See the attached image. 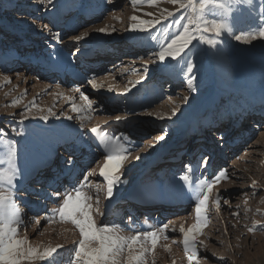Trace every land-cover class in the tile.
<instances>
[{"label": "rangeland", "instance_id": "rangeland-1", "mask_svg": "<svg viewBox=\"0 0 264 264\" xmlns=\"http://www.w3.org/2000/svg\"><path fill=\"white\" fill-rule=\"evenodd\" d=\"M165 8L173 11L175 16L164 19L161 13ZM232 9L226 18L233 23L234 32L240 29L255 31L264 25V0H240L239 3L233 0ZM149 12L154 15H146ZM133 15L143 20L159 17L160 23L151 33L131 32ZM181 15L182 12L167 0H157L154 6L144 0H138L136 5L132 0H54L52 4L47 0H0V33L6 34L1 38L7 41V48L0 42V60L13 49L14 61L27 62L31 67L25 66L14 72L6 67L0 70V158L6 159L9 145L15 146L13 159L19 173L15 196L27 225L21 227V236L27 235L30 241L41 236L42 240L51 241L54 236H60L64 240L63 247L58 249L55 264H69L75 247L73 242L80 239L79 231L70 222H61L58 215L50 220L45 217L50 210L59 207L63 192L71 191L87 171L101 161L104 147L97 135L90 132L92 128L100 129V135L105 139L119 137L121 146L135 148L125 161L123 183L114 189L110 200L102 198L106 183L105 186L102 184L99 193L94 186L85 189L93 196L94 205L95 196L101 197L99 208L105 215H96L97 223L103 220L119 224L124 229L121 234L129 236L136 230L169 226L163 233L169 239L162 235L155 253L147 257L148 264L153 261L155 264H189L183 237L171 223L179 216L169 214L182 208L189 211L190 204L196 206L201 182L211 180L221 170H227L229 179L216 184L209 196L208 221L198 237L196 264H264V130H253L248 143L240 137L247 130L246 121L252 118L264 120V40L245 44L226 33L216 48L196 44L190 58L197 65L196 76H204L205 82L203 98L194 100V94L187 88L184 60L161 72L152 55L179 30L174 20ZM205 16L209 21L225 18L218 9L206 11ZM238 17L245 23L235 24ZM100 28H106L109 34L98 32ZM56 33L60 34V42L53 38ZM83 33L88 36L79 42L73 39ZM152 35L156 36L155 40L150 38ZM208 38L215 39L210 33L205 34V39ZM146 64L147 77L137 84L144 76ZM40 70L46 74L38 79L41 86L34 81ZM93 77L100 79L96 89L87 82ZM171 79L176 82L165 83ZM69 81L82 85L80 93L92 101L91 106L83 108L76 103L82 110H72L73 99H78L80 93L77 95L73 91L76 84ZM64 84L72 85L65 97L51 89ZM43 85H50L49 89H41ZM173 109L176 115H172ZM44 115L49 116L47 121L41 118ZM82 116L88 117L86 125L80 122ZM236 116H240L233 131L237 135L229 139L227 133L232 127H227ZM117 117H120L119 121ZM200 125L205 128V135L198 143L194 161L198 160L197 163L202 165L213 153L211 162L206 167L201 166L199 173L187 180L178 182L173 178L182 176L167 174V181L160 185L158 169L166 166L170 173L190 163L193 153L190 156L188 151L198 138L196 132ZM178 129L187 138L182 147L184 151H174L180 153L174 161V156H168L170 151L166 144H176L178 140L174 138ZM212 131L221 136L209 139ZM161 135L165 139L157 140ZM77 145L84 151L78 164L73 161L72 167H68L77 153ZM63 151L66 157L60 162ZM137 156L139 160L135 159ZM94 157L98 159L91 161ZM47 164L51 168H44ZM177 164L179 168L172 169ZM6 167L0 164V168ZM33 168H44L43 172L47 173L55 169L57 174L50 192L41 194L39 206L35 202L39 194L30 185L38 183V179L31 180ZM133 176L137 177L133 179ZM89 180L92 185L93 180L99 184L93 175ZM146 189L151 193L148 204L162 203L150 214L145 211L140 197L135 198L137 203L133 207L127 199ZM55 193H61V196ZM218 194L222 197L219 208L215 204ZM180 203L185 206H173ZM188 211L180 212L189 218L192 212ZM144 215L150 220H144ZM35 217L41 219L37 224ZM156 220L160 226L155 225ZM47 226L50 230L46 232ZM172 228L176 231H171ZM40 262L36 264H48L47 261Z\"/></svg>", "mask_w": 264, "mask_h": 264}, {"label": "snow or ice", "instance_id": "snow-or-ice-1", "mask_svg": "<svg viewBox=\"0 0 264 264\" xmlns=\"http://www.w3.org/2000/svg\"><path fill=\"white\" fill-rule=\"evenodd\" d=\"M47 2L52 4L54 0H47ZM137 2L138 0H132L133 5H136ZM144 2L150 6L157 4V0H144ZM236 2L239 3L240 0H236ZM167 3L176 6V9L182 12L179 19L174 20V24L179 25V30L165 44H160L158 50L154 51L152 55L155 57V62L158 63L161 72L167 71L173 63L184 60V74L188 77L187 87L192 92L197 90L193 84V81L197 80V65L190 57L196 44H207L216 48L222 43L220 38L226 33L232 34L235 41L245 44H251L257 39L264 40V25L258 26L255 31L240 29L234 32L233 23L226 18L232 13L233 0H167ZM212 9L220 10L225 18L207 20L205 13ZM146 15L153 16L154 13L149 12ZM161 15L167 19L174 17L175 13L165 8ZM130 19L133 23L130 25L129 31L136 33H151L156 24L160 23L159 17L154 20H143L133 15ZM181 21H183L182 24ZM244 23L243 18L238 17L235 20V24ZM112 30L115 31L114 28ZM97 31L109 34L106 28H100ZM208 33L215 39H205V34ZM87 36L88 33H83L73 37V39L79 42ZM53 38L57 42L61 40L59 33H56ZM150 38L155 40L156 36L152 35ZM143 72L144 76L136 82L137 84L142 83L143 79L147 77V64L144 66ZM87 82L94 89L98 87L95 83V77ZM81 98L87 99V96ZM184 99L187 100L188 98L185 97ZM72 110L81 111L82 109L73 104ZM49 112L54 115L51 110ZM172 115H176L175 109H173ZM41 118L47 121L49 116L44 115ZM67 118L72 119L71 116ZM116 119L119 121L120 117ZM90 132L97 135L104 147L103 165L101 167L97 161V167L100 168L99 176L103 177L106 182L105 198L110 200L114 195V189L123 183L125 161L129 159L135 148L121 146L119 137L105 139L103 135H100L101 130L98 128H92ZM164 139V135L157 137L159 141ZM15 156V146L9 145L6 153L7 158H0V164L7 165L6 168H0V264H36L37 261L55 264L58 249L62 248L63 245L41 250L39 246H34L31 243L27 235L21 236V227L26 228L27 225L16 202L15 186L19 173L13 159ZM135 159L139 160L140 157L137 156ZM203 164L206 167L207 161L205 160ZM94 173L95 169L88 170L83 179L74 185L71 191H64L62 196L61 193H55L57 196H61L59 207L50 210V214L45 217L46 220H50L58 215L61 222H70L78 229L80 239L73 242L75 247L72 250V258L69 264H148L147 257L155 253L163 233L169 227L168 224L154 230H136L135 234L129 236L121 234L124 229L119 224H110L103 220L97 223L95 216L103 217L105 215L99 208V194L95 196L96 204L94 205L92 203L93 196L85 190L94 186L99 193L100 185H92L89 180V177ZM183 179L187 180L188 177L184 176ZM222 179H229L227 170H221L211 180L201 182L199 185L200 198L195 206L197 222L190 227L186 228L181 225L179 228V233L183 237L184 250L188 253L189 264H196L197 262L198 244L200 243L198 237L207 226L209 196L213 187ZM254 186L255 181L253 182ZM221 199L222 197L218 194L215 199L217 208L220 207ZM225 203L228 201L225 200ZM233 215L237 216L238 213H233ZM35 223H39V218ZM171 231L175 232L176 229L172 228ZM163 238L169 239L166 235H163ZM153 264H155L154 261Z\"/></svg>", "mask_w": 264, "mask_h": 264}, {"label": "bare ground", "instance_id": "bare-ground-1", "mask_svg": "<svg viewBox=\"0 0 264 264\" xmlns=\"http://www.w3.org/2000/svg\"><path fill=\"white\" fill-rule=\"evenodd\" d=\"M105 2H106V0H105ZM21 12H22V10H21ZM139 13H140V11H139ZM51 22L52 23H55V21H53V20H51ZM5 35L6 34H1L0 33V42L2 44L5 43L4 44V47L7 48V43H6L7 41L6 40H2V38H1L2 36H5ZM14 52H15V50H13V49L11 51L8 50V52H6V58L4 60H0V70H2L3 67H6L5 69L10 70V72H14V71L20 70L21 68H24L25 69V66H29L30 67V64H28L27 62L14 61V58H15ZM6 59H7V62H5ZM24 69H23V71H24ZM29 69H31V67ZM38 73H39V75L34 78V81H35L36 84H40V86H41L42 83L38 79H39V77L40 78H43V76H46V74H44V71H42V70H40ZM16 77L19 80V75H16ZM167 77H172V76L171 75H168ZM99 80H100L99 77H95V83H96V85H97V83H98ZM174 82H176V79L167 80L165 83L166 84L167 83L168 84L169 83L171 84V83H174ZM204 82H205L204 76L202 77V75H200V74L197 75V80L196 81H193V84H194V86L196 87L197 90L195 92H192L191 91L190 93L194 94V98H193L194 100H199V99H202L203 98L202 97L203 96V94H202L203 91L202 90H203V84H204ZM69 83L76 84L75 87L73 88V91L76 92L77 95H78L80 93V91H81L82 85L81 84H78L77 85V83H74L73 81H69ZM49 86L48 85H43L41 87V89H43V88L49 89ZM70 86H72V85H70V84H64V85H61L60 87L59 86H57V87H51V89H54V91L57 92L60 97H65L66 96L65 93L70 92ZM77 89H79V91H77ZM82 96H85V95L83 93H80L79 96H78V99H75V100L73 99V103L74 104L77 103L78 106L83 107V108L84 107H88L87 105H90L91 106L92 105V101L90 99H88V97H87V99H82L81 98ZM192 103H194L193 100H192ZM239 118H240V116H238V117L236 116V118L232 119L231 125L229 127H227V128L232 127V129L229 130V133H227V134L230 135L229 136V139H234L235 135H237V132L234 133L233 131L235 129V126H238ZM87 121H88V117L82 116V118L80 120V122H82V125L83 124L86 125ZM246 127H247V130H246L245 134L243 136H240V137H242V138L244 137L245 140H247V143H248V140L251 138V136L253 134V130H259V132H262V130H264V120L256 121L255 118H252V120L246 121ZM204 130H205V128L201 127V125L197 127V132L196 133L198 134V138H195L194 139V142L192 144V148L188 151L190 156H192V153H193L192 160L190 161L191 164L190 163L187 164V166H184V168H182V169L179 168V166L177 164L176 166H173L172 169H177V168H179V169L178 170H172V171H170V173H168V171L166 170L167 169V168H165L166 166H163V167H161L160 169L157 170L158 176H160V182L158 181L160 183V185H163L167 181V178H168L167 177V174H171L172 177L182 176V178L181 177L180 178H173V180L182 181V180H184L183 179L184 176L191 177L195 173H199V170L201 169V166H204V164L200 165V164L197 163L198 160L197 161L196 160L194 161V159H195V155L197 154V150H198L197 148L199 147L198 146V143L200 142V139L205 135V131ZM215 132H217V131H212L210 133V135L208 136L209 139H211V137L212 138L215 137L216 139H218L221 136V133H217V135H216ZM197 134H195L193 137H195ZM186 138H187L186 135L184 133H181L180 130L178 129L176 131L175 138H174V139L178 140L176 142V144L174 146L172 144L170 145L169 143L166 144V148L168 149V151H170V154L168 156H174V158H173L174 161H176V159H177L175 156H179L180 155V153H178V152L177 153L176 152L174 153V151L175 150H177V151H184V149H182V147H183V143H185V141H186ZM80 148H81V146L80 145L79 146L77 145V147H76L77 153L74 154V157L70 160V163H69L68 167H72L73 164L71 165V163L73 161H74L75 164H78L79 157H80V155L84 151V149L82 150ZM215 149H216V145H215ZM237 150L238 149H235V151H237ZM235 151H234V153H235ZM101 152H102V155L100 156L101 157V161H99V163H100V166L102 167L103 161H104V149H102ZM204 153H206L205 150H204ZM210 154H211L210 155L211 158L206 160L207 161V165H209L208 162H211V159H212V154L213 153H210ZM208 155H209V153H208ZM59 157H60V159L61 158L63 159L64 157H66L65 151H63L61 153V156H59ZM96 158L98 159V157H94V158H91L90 160L91 161H95ZM221 158L223 159V156ZM62 159H61L60 162H62ZM48 164L50 165L51 164V161H49ZM48 164L45 165L44 168L45 167L46 168H51V166H49ZM132 167H133V165L131 166V168ZM44 168H41V169H38V170H36L35 168L31 169V173L33 174V176L31 177V180L33 181L35 179L36 180L38 179V183L34 184V182H33L32 184H30L31 187L35 189L34 191H36V193L39 194V196L36 197V199H35V202H37V205L38 206L41 205V194L42 193L45 194L46 192H50V186L52 185V183L57 178V174L54 173L56 171L55 169H51V171L47 173V171L46 172H43L45 170ZM57 169L59 170V167ZM94 169H95V173L93 174V179H96V181L99 180V185L101 187L102 184H104L106 182L104 181L103 177L99 176L100 168L97 167V165H96V167ZM208 172L210 173V167L208 168ZM210 175L213 176V174H210ZM25 177H26V175H25ZM133 177H134L133 179H135L137 176H133ZM172 182H175V181H172ZM93 183H94V185L97 184L96 182H94V180H93ZM103 186H105V184ZM152 188H157V186L152 185ZM104 190H105V192L102 194L103 195L102 196L103 200H105V197H106V189H104ZM153 193H156V191H154ZM150 194L151 193L149 192V190L146 189V190H143L142 192H140L139 194H137L135 196L134 195L133 196L130 195V196L127 197L128 203H129V205H131L133 207V204L137 203V201L135 202V198L140 197L139 199L141 200V203H144L145 204L144 205V207L146 209L145 211L150 214V212H152L154 208L160 207V205H162V203L157 202V201H154L155 203L148 204L149 203V200H150V198H149L150 197ZM163 205L166 207V204H163ZM169 205H167V206H169ZM135 206H134V208H137ZM173 206L183 207L185 205L183 203H180L179 205H173ZM190 206H191V209L189 211H188V208H184V209L182 208L181 210L176 209L177 211H172L173 213H170L169 214V216H172V217H174L173 215H178L179 216L178 219H175V220H173L171 222L172 224L175 225V227L178 230H179V228H180L181 225H183L184 227L187 228V227H190L192 224H194V223L197 222V217H196V213H195V206H193L192 204H190ZM185 210L188 211V212H192V214L190 215L189 218L187 216H185L184 213L180 212V211H185ZM144 216H145L144 217V220H146V219L150 220L149 218H147L148 217L147 215H144ZM37 218L38 217H35V221L37 220ZM40 221H41V219L39 218V222ZM158 222L159 221L156 220L155 221V223H156L155 225L160 226ZM35 224H37V223H35ZM49 230H50V227L47 226V228L45 229V231L47 232ZM41 237H38L35 240H32L31 241V243L34 246H39L41 250H43L44 248H47V247H56L57 245H61V243H63V241H64L60 236H57V235L54 236V237L52 236L53 238H52V240L50 239L51 241H49V240L44 241V240H42ZM38 262H40V261H37L36 263H38Z\"/></svg>", "mask_w": 264, "mask_h": 264}]
</instances>
